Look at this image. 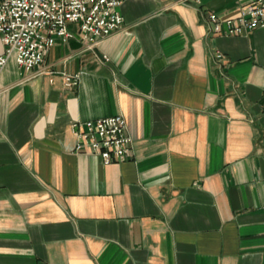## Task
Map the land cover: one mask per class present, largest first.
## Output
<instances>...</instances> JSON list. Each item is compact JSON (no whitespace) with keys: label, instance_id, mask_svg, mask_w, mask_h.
<instances>
[{"label":"crops","instance_id":"crops-1","mask_svg":"<svg viewBox=\"0 0 264 264\" xmlns=\"http://www.w3.org/2000/svg\"><path fill=\"white\" fill-rule=\"evenodd\" d=\"M250 1L123 0L94 43L72 24L30 70L8 55L0 264H264V26L208 17ZM116 113L131 157L77 148L72 121Z\"/></svg>","mask_w":264,"mask_h":264},{"label":"built area","instance_id":"built-area-1","mask_svg":"<svg viewBox=\"0 0 264 264\" xmlns=\"http://www.w3.org/2000/svg\"><path fill=\"white\" fill-rule=\"evenodd\" d=\"M123 0H0V40L4 51L0 65L15 54L25 70L39 65L57 38L65 41L73 34L69 24L77 25L79 34L94 43L116 30L122 23L119 6ZM212 30L230 35L245 34L264 26V0H253L239 8L232 17L220 18L210 12ZM220 56V53L216 54ZM64 84L75 86L79 73L62 72ZM71 129L78 138L77 148L99 155L103 163L120 162L131 157V137L120 113L87 120H74Z\"/></svg>","mask_w":264,"mask_h":264},{"label":"rangeland","instance_id":"rangeland-1","mask_svg":"<svg viewBox=\"0 0 264 264\" xmlns=\"http://www.w3.org/2000/svg\"><path fill=\"white\" fill-rule=\"evenodd\" d=\"M70 25H72V24H69L68 26H70Z\"/></svg>","mask_w":264,"mask_h":264}]
</instances>
